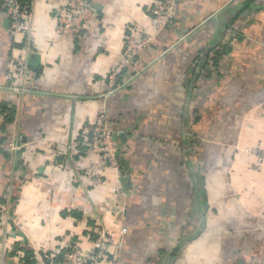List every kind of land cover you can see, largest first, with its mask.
<instances>
[{
    "label": "crops",
    "instance_id": "crops-1",
    "mask_svg": "<svg viewBox=\"0 0 264 264\" xmlns=\"http://www.w3.org/2000/svg\"><path fill=\"white\" fill-rule=\"evenodd\" d=\"M154 1L90 0L80 20L88 29L63 38L61 0H32L23 54L34 76L15 97L9 67L22 47L0 13V103L14 100L0 143V203L10 196L13 221H0V264H48L67 245L90 250L88 231L99 228L114 235L104 264H264V0H177L160 32L149 21ZM135 24L151 48L110 90ZM236 35L218 75L200 78L198 56ZM100 113L128 175L107 168L96 188L82 174L93 162L83 132Z\"/></svg>",
    "mask_w": 264,
    "mask_h": 264
},
{
    "label": "built area",
    "instance_id": "built-area-1",
    "mask_svg": "<svg viewBox=\"0 0 264 264\" xmlns=\"http://www.w3.org/2000/svg\"><path fill=\"white\" fill-rule=\"evenodd\" d=\"M30 3L21 0H0V13H5L9 19L11 29L16 37H20L19 44L22 47L21 54L14 56L9 67L10 85L9 90L13 97L26 90L27 84L33 78L34 73L28 66L24 51L31 49L29 38V24L31 18ZM177 0H155L148 8L150 26L153 30L160 32L170 29L175 19ZM91 10L87 0H61L56 12V32L59 36L66 38L70 35L87 30L88 24L83 22L86 14ZM125 38L123 56L117 66L108 74V88L115 87L116 76L125 68L132 65L135 59L150 50L153 37L148 30L138 24L128 28ZM15 99V98H14ZM13 100V99H12ZM14 101V100H13ZM13 101L6 102L14 105ZM6 114L0 115V125ZM84 144L87 154L93 157V162L82 172L92 187L104 186L106 179L104 172L107 168L115 169L119 175L124 177L120 169V158L117 155L118 142L108 122L106 114L100 113L95 121L87 125L83 132ZM3 134L0 131V140ZM7 149L11 152L20 150L17 140L9 138ZM259 160H263L259 158ZM10 196H5V202L0 203V221L5 227H9L13 221L10 215ZM127 230L122 227L120 235L124 236ZM113 233L107 229H89L88 239L92 242L90 250L82 251L77 244L67 245L62 256L48 264H104L108 260L109 244Z\"/></svg>",
    "mask_w": 264,
    "mask_h": 264
},
{
    "label": "trees",
    "instance_id": "trees-1",
    "mask_svg": "<svg viewBox=\"0 0 264 264\" xmlns=\"http://www.w3.org/2000/svg\"><path fill=\"white\" fill-rule=\"evenodd\" d=\"M21 1L24 3H30V0H21ZM87 1L90 2V0H87ZM232 23L233 22L231 21V22H229L228 25H231ZM239 39H240V35H236L235 37L229 38L227 40H225V39L222 40L221 43H219L215 48L210 50V51H213V57L211 59H209L210 56L208 54L210 51L208 49H207L208 51H205L206 52L205 53L206 57L204 56L205 58L198 56V58L196 59V61L200 59V62L198 63L199 67L196 66L197 67L196 69L200 70V72L198 73V76L202 79H209L211 76L218 75V68H219V63L221 60L220 57L223 56L227 52V50L229 49V45L232 42L231 40L239 41ZM216 51H217V54H216ZM129 67H125L116 76L115 87L113 89H110V90H115L116 88H120L122 84L123 85L125 84L126 79H128V77H129L128 76L129 74H127L128 69H130ZM193 95H194V91L192 90L191 96L193 97ZM0 113L6 114L5 117L3 118L2 126L0 127V131L4 130V132H2L4 137H2L1 140H3V139L5 140L6 138L8 139V137H9L8 136L9 130L7 128V123H11V121H12L11 120L12 109H11V106L9 105V103H6V102L0 103ZM5 120L7 122H5ZM186 120H187V118L185 119V124L187 123ZM8 125H10V124H8ZM185 127L188 128L190 134H194L193 136H191L190 140L191 141L196 140V138H195L196 134L193 132L192 123L186 124ZM115 139L118 140V137L115 136ZM121 139H122V137H121ZM1 140H0V143H1ZM124 154H125L124 150L120 149V145H118L117 155L120 158V169H121L123 175L127 176L128 175V161H127V158L125 157ZM23 250H25V249H23ZM25 252L27 254L31 253V251H25ZM60 256H62V254Z\"/></svg>",
    "mask_w": 264,
    "mask_h": 264
}]
</instances>
